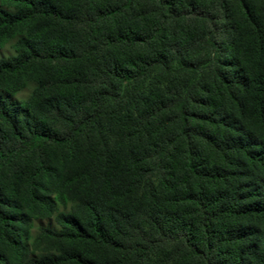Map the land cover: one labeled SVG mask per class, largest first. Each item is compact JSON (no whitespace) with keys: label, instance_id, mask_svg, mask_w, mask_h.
<instances>
[{"label":"trees","instance_id":"16d2710c","mask_svg":"<svg viewBox=\"0 0 264 264\" xmlns=\"http://www.w3.org/2000/svg\"><path fill=\"white\" fill-rule=\"evenodd\" d=\"M12 34L0 264H264V0H0Z\"/></svg>","mask_w":264,"mask_h":264},{"label":"rangeland","instance_id":"374dc122","mask_svg":"<svg viewBox=\"0 0 264 264\" xmlns=\"http://www.w3.org/2000/svg\"><path fill=\"white\" fill-rule=\"evenodd\" d=\"M15 34H12L6 40L0 42V56H7L9 54H13L15 52L14 49V41H15ZM31 89L30 85H27L22 90L17 92L14 95H7L10 100H18L26 97ZM6 96V94H4ZM38 224H50L52 227H56V223L53 219H40V220H33L34 228Z\"/></svg>","mask_w":264,"mask_h":264}]
</instances>
